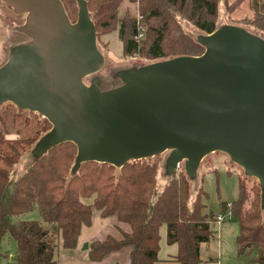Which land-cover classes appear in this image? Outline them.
Returning <instances> with one entry per match:
<instances>
[{
  "label": "water",
  "instance_id": "water-1",
  "mask_svg": "<svg viewBox=\"0 0 264 264\" xmlns=\"http://www.w3.org/2000/svg\"><path fill=\"white\" fill-rule=\"evenodd\" d=\"M1 1L25 14L17 30L31 40L12 47L0 66V104L51 123L36 156L73 142L76 172L87 161L119 168L170 150L169 172L184 161L190 176L206 154L223 151L258 180L264 205L263 37L220 26L200 37L201 55L130 69L126 83L101 90L96 80L83 81L104 62L86 0H77L75 22L61 0Z\"/></svg>",
  "mask_w": 264,
  "mask_h": 264
},
{
  "label": "trees",
  "instance_id": "trees-1",
  "mask_svg": "<svg viewBox=\"0 0 264 264\" xmlns=\"http://www.w3.org/2000/svg\"><path fill=\"white\" fill-rule=\"evenodd\" d=\"M61 1L69 19L74 20L77 0ZM121 1L86 0L96 39L99 42L102 34L115 31L122 22V54L138 55L148 63L201 55L205 46L189 34L182 22L201 35L209 34L220 27V3L227 4V0H132L137 2L146 30H150L149 36L137 39L133 18L129 14L118 17ZM252 2L255 18L261 23V27L255 26L264 32V7L258 0ZM2 121L0 116V124ZM50 127L51 123L43 118L25 131L18 130L14 138H6L0 129V245L6 235L16 241V264H58L59 245L68 249L77 246L80 229L90 224L93 208L102 216L117 215L120 221L130 224L131 231L122 232L119 239L108 235L92 242L87 250L90 260L99 261L111 251L129 248V264H154L159 229L164 224L167 241L178 245L173 264L201 263L200 246L213 237L211 219L201 211L204 204L200 198L205 194L201 186L190 203L188 175L180 169L174 170L157 192L158 165L150 159L160 154L129 161L119 168L87 161L74 172L77 149L70 141L33 155L31 164L16 173L15 165L23 154ZM220 204L224 209L226 203ZM33 209L36 218H23ZM230 210L239 225L237 254L264 264V205L259 182L247 189L239 178L238 195L230 202ZM6 257L8 254L0 247V259Z\"/></svg>",
  "mask_w": 264,
  "mask_h": 264
},
{
  "label": "rangeland",
  "instance_id": "rangeland-1",
  "mask_svg": "<svg viewBox=\"0 0 264 264\" xmlns=\"http://www.w3.org/2000/svg\"><path fill=\"white\" fill-rule=\"evenodd\" d=\"M122 2L123 0L118 7V17L123 18L124 15L129 14L133 18L136 26V21L140 16L137 12V2L132 0H125V2ZM258 3L260 6L264 7V0H258ZM126 4L127 7L124 10ZM227 4L222 2L219 5V26L237 25L264 37V32L258 29V27H261V23L255 18L252 0H227ZM0 5L2 9L6 11L4 15L5 37H7L8 40L11 39V44L12 42L15 44H28L31 40L30 37L17 30V27L25 21V14H16L12 8L7 6L2 1H0ZM121 6L122 8H120ZM226 6H229L228 11H226ZM77 12L78 4L76 17L74 20H71L72 22L76 21ZM74 14L75 10H73L72 14H70L72 15V18ZM258 22L259 24H257ZM141 24L143 27V36L139 39L146 37L150 31L149 29L146 30L142 19ZM182 24L189 34L195 39L199 40L200 37L203 36L198 30L187 24V22L183 21ZM122 25V22H118V28L115 31L102 34L99 42L98 39H96L98 48L104 56V62L102 67L97 72L83 78L85 84L89 85L93 80H96L97 85L101 90L120 86L126 83V72L128 70L138 68L140 65L149 62L148 59L142 58L138 55L125 56L122 54V43L120 37ZM8 27L10 30L9 33ZM9 49H12L10 48L9 43L4 45L3 50L0 49V53L4 52L1 62L5 60L7 53L10 52ZM0 116L3 119L0 124V129L6 138L16 137L18 130L25 131L29 127H32L35 122H39L41 119L45 118L40 113L28 109L18 108L9 101L0 104ZM44 133L42 132L40 137ZM40 137H38V139ZM34 146L32 149H29L26 153H24L19 162L15 165L16 173L19 174L23 171V169L31 164L33 155H36L33 151ZM169 153L170 150H166L160 154L159 157L150 159L156 161L158 165L157 192L164 187L172 174L166 168L168 165L167 160ZM180 169L186 173L184 170V161L180 163V166L176 170ZM239 178L244 181L247 189L252 186L255 187L256 181L258 182L255 177L247 175L243 167L232 160L227 153L218 150L209 152L200 161L196 172L193 175H188L190 188L189 201L191 203L195 200L198 188L201 186L205 194H201L200 202H207V210H211V212L206 214L211 219L213 214L222 210L218 201L219 199L230 201L234 196H236L238 189L237 179L239 181ZM249 194L252 195V191H249ZM201 211L204 213L206 209L203 207ZM36 217V209H33L23 215V218L26 219ZM210 225L213 231V237L210 238L208 242L204 244L202 243L203 245L200 249V264H255L251 262L246 255L241 256L237 254L235 239L239 231V225L234 216L226 218L222 223L214 222L212 224L210 223ZM159 234V252L157 260L154 264H173V257L178 251V245L167 241L166 226L164 224L160 226ZM0 247L9 255L8 258H1L0 264H16L15 259H10L11 256L15 257L14 255L16 254L17 248L16 241L11 236L6 235L2 240Z\"/></svg>",
  "mask_w": 264,
  "mask_h": 264
},
{
  "label": "crops",
  "instance_id": "crops-1",
  "mask_svg": "<svg viewBox=\"0 0 264 264\" xmlns=\"http://www.w3.org/2000/svg\"><path fill=\"white\" fill-rule=\"evenodd\" d=\"M1 1V0H0ZM125 2V0H123ZM122 2V3H123ZM123 5V4H122ZM125 6V5H124ZM126 6L124 7V10L126 9ZM122 8V6L120 7ZM6 11L2 9L0 5V49L3 50L4 45L10 44V48L22 44V43H14L11 42V39L8 40L7 37H5V24H4V15ZM9 27H8V33H9ZM10 50V49H9ZM8 50V51H9ZM9 53H7V56L4 61L1 62L4 56V52L0 53V66L3 65L7 58ZM237 188H238V179H237ZM238 195V189L237 194L234 196L230 201L227 200H220L219 203H230L232 200L236 199ZM204 204V213H209L211 210H207V202H203ZM221 206V204H220ZM212 214V213H211ZM131 226L130 224L126 222H122L118 219L117 215H109V216H102L100 214V211L97 209H93L91 221L89 225H84L80 229V233L78 236V244L75 248L68 249L64 248L63 246L59 245L57 249V261L58 264H129L130 263V256H129V248H122L120 250H115L110 253H108L103 259L99 261H92L88 258L87 250L89 248V245L93 241L97 240H103L108 235L119 239L122 237V232H130ZM87 243V247L83 249V245ZM206 243V242H205ZM204 244V243H203ZM200 246V249L202 245ZM159 252V251H158ZM15 256V255H14ZM9 257V255H8ZM6 257V258H8ZM10 259H15V257L11 256Z\"/></svg>",
  "mask_w": 264,
  "mask_h": 264
},
{
  "label": "built area",
  "instance_id": "built-area-1",
  "mask_svg": "<svg viewBox=\"0 0 264 264\" xmlns=\"http://www.w3.org/2000/svg\"><path fill=\"white\" fill-rule=\"evenodd\" d=\"M141 17H138V20L136 21V28H137V32H136V38L139 39L143 36V27L141 26ZM180 166V164L178 165V167ZM232 215L231 210H230V203H226V206L224 209H222L221 211L217 212L216 214H213L210 220V223H222L223 221H225L226 218L230 217Z\"/></svg>",
  "mask_w": 264,
  "mask_h": 264
}]
</instances>
